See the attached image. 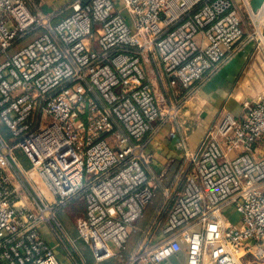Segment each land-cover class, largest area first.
I'll list each match as a JSON object with an SVG mask.
<instances>
[{"label":"built area","instance_id":"2783aa9c","mask_svg":"<svg viewBox=\"0 0 264 264\" xmlns=\"http://www.w3.org/2000/svg\"><path fill=\"white\" fill-rule=\"evenodd\" d=\"M32 3L0 0V264H63L42 227L68 261L87 264L80 240L103 264L126 248L155 196L146 135L181 108L162 114L143 59L155 54L170 85L189 89L233 52L244 15L234 0H71L54 22L57 12H32ZM249 16L246 38L264 52L262 12ZM242 108L241 118L222 111L193 151L178 144L179 181L163 188L122 264L179 253L183 264H264V89ZM78 198L72 238L58 213Z\"/></svg>","mask_w":264,"mask_h":264},{"label":"crops","instance_id":"0c3cea01","mask_svg":"<svg viewBox=\"0 0 264 264\" xmlns=\"http://www.w3.org/2000/svg\"><path fill=\"white\" fill-rule=\"evenodd\" d=\"M70 1L33 0L29 8L32 12H57L55 22L70 13V9L67 8ZM234 1L240 6L244 15L243 38L235 45L230 55L189 89L170 85L155 54L143 59L142 69L158 99L162 114L164 115L170 104L181 102V108L175 116L165 120L162 119L163 116L156 119L146 135L145 169L157 186L151 205L147 211L145 210V216L143 215L147 222L162 203L163 188L179 181L180 168L184 164V149L178 147V144L183 142L186 150L193 151L206 131L215 124L222 111H229L236 118H241L242 100L255 96L263 85L264 55L255 47L254 41L247 40L246 35L250 31L249 9L253 13L261 11V20L264 22V9H262L264 0ZM197 40H201L200 35L197 36ZM112 138V135L108 137L110 142ZM226 214L230 221L238 222L239 215L233 208ZM42 231L62 263L74 264V261L65 258V248L56 237L46 233L45 227H42ZM69 235L72 238L76 237L71 233ZM79 247L82 248L81 243ZM84 252L86 260L91 264L93 259L90 249ZM183 261L184 255L179 253L162 264H183Z\"/></svg>","mask_w":264,"mask_h":264},{"label":"rangeland","instance_id":"374dc122","mask_svg":"<svg viewBox=\"0 0 264 264\" xmlns=\"http://www.w3.org/2000/svg\"><path fill=\"white\" fill-rule=\"evenodd\" d=\"M33 37H34V34L26 35L23 39L17 41L10 49H8L7 54H11L12 52L16 51L21 46L28 43ZM262 53L264 55V52H262ZM3 58H4V55L1 54L0 55V61ZM263 89H264V82H263V85L261 86L260 92L257 93L255 96H252L249 98L250 99L256 98L258 96V94H260L262 92ZM249 98L243 99L242 102L245 100H250ZM0 132L3 135L7 136L8 131H7L6 127L4 125H2L1 123H0ZM14 153H15V156L17 157L18 161L21 163V165L24 168H28L30 166L29 161L25 158L24 154L22 153V151L20 149H16L14 151ZM150 205H151V203L147 205V207L145 208L146 211L149 209ZM155 211L153 212V214L155 213ZM83 214H84L83 202L81 201V198H78V199H75L72 203L67 205L62 211H60L58 213V219L61 221V223L64 225L65 229L69 233L77 235L76 224L78 221H80L83 218ZM152 216H151L150 220L152 219ZM150 220L147 222L145 217H142L136 223L135 229L131 232L130 237H129L128 242H127V245H126V248L120 254L118 253L115 256H113L112 258L105 260L104 263L105 264H122L126 260V258L129 256L130 252L132 251V249L134 248L136 243L142 237V230L148 226ZM153 237L155 240L159 239L158 233L156 232ZM80 243L82 244V248L79 247ZM75 244H76V248L78 250H80V252L82 253L83 257L86 260L87 258H86V254H85L84 250H86V249L88 250L89 248H87V246L84 245L80 240L78 242H76ZM92 259H93V256H92ZM85 262H87V264H90L88 262V260H86ZM94 262L95 261L93 259L91 261V264H95Z\"/></svg>","mask_w":264,"mask_h":264},{"label":"trees","instance_id":"16d2710c","mask_svg":"<svg viewBox=\"0 0 264 264\" xmlns=\"http://www.w3.org/2000/svg\"><path fill=\"white\" fill-rule=\"evenodd\" d=\"M144 216H145V214H144Z\"/></svg>","mask_w":264,"mask_h":264}]
</instances>
